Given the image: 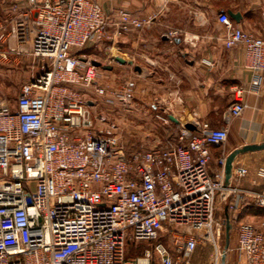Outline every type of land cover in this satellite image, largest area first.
Masks as SVG:
<instances>
[{
  "label": "built area",
  "instance_id": "1",
  "mask_svg": "<svg viewBox=\"0 0 264 264\" xmlns=\"http://www.w3.org/2000/svg\"><path fill=\"white\" fill-rule=\"evenodd\" d=\"M6 20L11 26L0 28V42L12 40L15 49L0 58L17 56L30 43L40 66L14 108L0 99V264H153V255L158 264H193L202 232L219 251L217 195L250 197L264 208V185L258 193L238 188L246 168L233 167L224 184L225 129L171 127L157 116L163 138L134 146L124 142L119 122L96 111L101 103L130 109L135 83L125 80L107 94L93 60L73 51L109 42L113 62L118 40L153 17L139 20L119 10L109 18L97 0H13ZM217 21L224 48H242L244 67L264 73V36L244 32L224 13ZM243 110L238 98L227 113L237 118ZM211 148L222 150L212 169ZM256 177L264 182V167ZM236 220L240 259L264 264V233ZM166 227L172 253L157 242L126 260L129 245L148 243Z\"/></svg>",
  "mask_w": 264,
  "mask_h": 264
},
{
  "label": "crops",
  "instance_id": "2",
  "mask_svg": "<svg viewBox=\"0 0 264 264\" xmlns=\"http://www.w3.org/2000/svg\"><path fill=\"white\" fill-rule=\"evenodd\" d=\"M12 2L0 0V28L5 32L11 26L6 16ZM97 5L109 18L119 10L139 20L153 17L148 26L118 40L115 44L118 55L114 58L122 63L115 59L112 63L117 66L121 83L125 80L135 83L131 110L118 107L117 111L123 130L129 124V133L139 144L148 145L163 138V125L157 116L169 119L171 127L183 125L193 130L196 124L206 123L212 129H225L226 155L244 146L264 143V73L244 67L242 48H224V28L217 21L224 13L244 32L264 36V0H97ZM109 45L105 42L86 48L102 49L106 64L112 56L106 50ZM9 49H15L12 40L0 42V53ZM19 51V55L7 60L0 58V76L10 80V86L18 91L39 74L40 66L29 54L30 43L20 46ZM110 69L103 70L109 75ZM238 98L244 110L239 117L231 118L228 107ZM15 99L6 101L10 109L14 108ZM221 153V148H211V169ZM235 166L247 169L238 188L258 193L264 182L256 177V171L264 167V149L238 155L233 162ZM216 204L222 205V223L228 218L230 234L236 226L233 217L236 222H245L264 233V208L258 207L252 198L230 195L225 201L219 197ZM231 204L236 207L234 211L229 210ZM230 245L237 248L236 232ZM195 260L191 255L190 261L199 264ZM240 264H244L243 260Z\"/></svg>",
  "mask_w": 264,
  "mask_h": 264
},
{
  "label": "rangeland",
  "instance_id": "3",
  "mask_svg": "<svg viewBox=\"0 0 264 264\" xmlns=\"http://www.w3.org/2000/svg\"><path fill=\"white\" fill-rule=\"evenodd\" d=\"M102 51H103L102 49L84 48L79 51L75 50L73 51V53L77 56H85L86 58L90 57L93 61L98 62L100 64V67H96L98 68V72L102 74V78L98 82L106 90L107 94H110L111 92H116L120 89L122 79L118 75V71L116 69L117 66L115 64L112 65L114 61L109 62L110 59H108V61L105 64V62L103 61L104 59L102 58L103 57ZM107 65L111 68L109 75L105 70L102 69L103 66H107ZM9 82L10 80H7L6 78H2L0 76V99L5 102L13 101L15 97H17V95L19 94L18 89L16 87L10 86ZM104 105H105L104 103H101L97 107L96 111L99 113H106V114L108 113L113 120H116L118 122L119 121L118 111H117L118 105L113 104V106H107V107H105ZM126 110L130 111L131 109H126ZM119 125L124 135V142H126L129 145H134V146L139 145V143L134 139L133 133L132 132L129 133L130 132L129 131L130 129L128 127L129 124L127 125V130L125 131L122 128L123 127L122 123L119 122ZM130 125L131 128L132 124ZM219 197L220 196L217 195V202ZM222 209H223L222 205L217 206L216 204V209L214 212L215 222L219 221L222 223V214H223ZM167 230H168L167 227L164 228V231H162L156 239L148 243L129 245L126 248V253H125L126 260L130 262L137 258L142 257L144 252L151 251L153 246L157 242H162L172 253L174 250V244L169 233L166 232ZM235 232H236V226L233 233L232 234L229 233V247H228V251L226 252L225 264H232L233 262H237L238 264L241 263V259L237 253V248L234 249V247L230 245V241L234 243ZM224 238L225 235H224V223H223V227L221 230L220 248L216 255V253L214 252V248L210 244L209 235L206 233V231L202 232L201 241L198 243L197 249L192 254V258L193 256H195L196 259L194 262L199 264H214V260H215L217 261V264H221V255L224 246ZM152 258H153V264H158L157 258H155L154 255L152 256ZM226 259L228 261H226Z\"/></svg>",
  "mask_w": 264,
  "mask_h": 264
},
{
  "label": "water",
  "instance_id": "4",
  "mask_svg": "<svg viewBox=\"0 0 264 264\" xmlns=\"http://www.w3.org/2000/svg\"><path fill=\"white\" fill-rule=\"evenodd\" d=\"M231 17L233 19L237 18V15H231ZM116 62L122 63L121 60L119 59H115ZM91 64L95 67H100V64L98 62L92 61ZM103 69L109 70L110 67H102ZM189 129H192L190 126H186ZM264 149V143L260 144V145H249V146H244L240 149H235L234 151H232L229 155L226 156L225 159V164H224V184H228L230 176H231V172H232V168H233V162L235 160V158L238 155L241 154H245L247 152H254V151H259V150H263ZM229 233H230V224H229V220L228 218L225 219V224H224V246H223V251H222V255H221V264H225V257H226V252L228 250L229 247Z\"/></svg>",
  "mask_w": 264,
  "mask_h": 264
},
{
  "label": "trees",
  "instance_id": "5",
  "mask_svg": "<svg viewBox=\"0 0 264 264\" xmlns=\"http://www.w3.org/2000/svg\"><path fill=\"white\" fill-rule=\"evenodd\" d=\"M230 224V223H229ZM230 227H231V225H230Z\"/></svg>",
  "mask_w": 264,
  "mask_h": 264
}]
</instances>
